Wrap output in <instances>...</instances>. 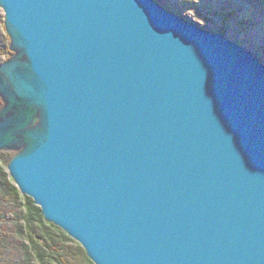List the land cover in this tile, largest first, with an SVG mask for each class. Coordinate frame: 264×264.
<instances>
[{
    "label": "water",
    "instance_id": "95a60500",
    "mask_svg": "<svg viewBox=\"0 0 264 264\" xmlns=\"http://www.w3.org/2000/svg\"><path fill=\"white\" fill-rule=\"evenodd\" d=\"M8 172L94 264H264V62L162 0H0Z\"/></svg>",
    "mask_w": 264,
    "mask_h": 264
},
{
    "label": "rangeland",
    "instance_id": "374dc122",
    "mask_svg": "<svg viewBox=\"0 0 264 264\" xmlns=\"http://www.w3.org/2000/svg\"><path fill=\"white\" fill-rule=\"evenodd\" d=\"M162 1L174 10L179 11L182 15H185L189 20L208 29L221 31L233 40L242 43L255 52L264 62V2L262 0ZM10 42L11 39L5 27V12L0 6V61L6 60L12 55L13 52L11 54H6V49L8 48L10 50ZM2 105L3 101L0 97V108ZM2 151L11 150L5 149ZM12 151L15 152L17 149ZM6 170L8 172V167H6ZM9 178H11L12 183L16 185L10 174ZM20 194L24 195L23 193ZM11 216V214H6V220L3 221L4 218L0 219V238L6 234L7 240L4 244L7 243L12 245L6 249V254L9 253V250H11V252L14 251L12 254L16 256L15 259L17 261V258L20 259V257H18L20 255L18 246L21 245L23 241L29 243V240L14 229L15 224L13 220H11ZM70 243L75 247L79 244L75 239ZM12 254L7 258V263L5 264H18L15 259H10L13 257Z\"/></svg>",
    "mask_w": 264,
    "mask_h": 264
},
{
    "label": "trees",
    "instance_id": "16d2710c",
    "mask_svg": "<svg viewBox=\"0 0 264 264\" xmlns=\"http://www.w3.org/2000/svg\"><path fill=\"white\" fill-rule=\"evenodd\" d=\"M7 53L12 52L7 48ZM15 154L13 151L0 152V219L4 218V221L6 214H11L14 229L23 234L29 243L23 241L18 246L20 259L16 261V256L12 254L14 251L9 250V255L6 254V249L12 246L4 244L6 234L1 236L0 264L7 263L11 254L13 257L10 259H15L18 264H94L80 243L76 247L72 245L73 238L59 226L46 221L34 200L26 194L21 195L17 185L12 183L6 167Z\"/></svg>",
    "mask_w": 264,
    "mask_h": 264
},
{
    "label": "bare ground",
    "instance_id": "6f19581e",
    "mask_svg": "<svg viewBox=\"0 0 264 264\" xmlns=\"http://www.w3.org/2000/svg\"><path fill=\"white\" fill-rule=\"evenodd\" d=\"M11 152V151H10ZM9 255V254H8Z\"/></svg>",
    "mask_w": 264,
    "mask_h": 264
}]
</instances>
